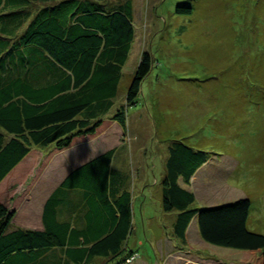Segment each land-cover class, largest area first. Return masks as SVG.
<instances>
[{
    "label": "trees",
    "instance_id": "obj_1",
    "mask_svg": "<svg viewBox=\"0 0 264 264\" xmlns=\"http://www.w3.org/2000/svg\"><path fill=\"white\" fill-rule=\"evenodd\" d=\"M29 1L40 0H0V185L34 148L67 149L79 137L96 136L107 120L128 131L124 106L113 116L109 112L136 38L133 1L107 7L108 0H41L45 8L15 38L30 19L20 13ZM177 12L191 15L193 10ZM140 58L127 106L137 104L154 66L151 53ZM114 153L96 157L65 178L44 205L41 231L10 230L15 212L0 202V264L56 249L65 250L74 263L87 264L96 257L105 264L133 263L137 258L127 263L135 254L127 244L133 229L132 195L125 171L112 167ZM210 156L179 141L168 149L162 199L165 213L178 212L175 236L185 241L197 217L205 242L246 252L264 264V235L247 228L249 199L197 209L194 194L180 186L181 179L190 184ZM73 190L84 194L83 216L62 198L63 191ZM71 212L76 227L64 218ZM95 264L103 263L98 259Z\"/></svg>",
    "mask_w": 264,
    "mask_h": 264
},
{
    "label": "rangeland",
    "instance_id": "obj_2",
    "mask_svg": "<svg viewBox=\"0 0 264 264\" xmlns=\"http://www.w3.org/2000/svg\"><path fill=\"white\" fill-rule=\"evenodd\" d=\"M124 1L127 0H108L106 6ZM132 1L136 38L109 112L113 116L124 106L127 136L120 135L119 126L118 131L111 129L106 133L111 125L106 121L98 136L105 139L106 134L114 137L118 132L125 137L127 141L119 147L113 163L120 162L127 176L134 175V163L140 160L145 162L143 169L147 170V164L157 166L154 173L150 171V189L155 191L147 187L144 196L135 199L137 208L139 204L148 210L146 219L138 217L134 229L144 242V247H137L136 260L150 256L155 261L161 256L162 246L155 242V230L148 226H162L166 243L177 218V211H159L156 205L163 201L159 199L162 186L156 188L153 184L161 179L157 171L163 170L161 166L174 141L216 154L213 159L224 175V158H233L236 166L226 170V189L217 199L234 198L240 193L244 199L250 197V225L264 235V0ZM188 7L193 10L191 15L177 12ZM143 52L152 54L154 66L143 81L137 104L127 106L128 89ZM0 132L4 131L0 128ZM95 139L96 136L77 138L75 143L80 145L76 149L89 146ZM55 151L34 148L27 165L16 172V180L9 177L19 167L6 178L9 182L0 188V201L17 213L32 189L44 184V167L55 173ZM222 180L218 177L213 186L218 187ZM17 181L21 183L18 185ZM193 184L191 189L203 194L212 188L199 180ZM130 187L134 188L132 183ZM155 192L157 202L152 198ZM205 198L211 197L207 193ZM203 203L197 200L196 207L204 206ZM19 219L24 224L21 217L16 221ZM216 250L204 252L209 264H260V259L246 252Z\"/></svg>",
    "mask_w": 264,
    "mask_h": 264
},
{
    "label": "crops",
    "instance_id": "obj_3",
    "mask_svg": "<svg viewBox=\"0 0 264 264\" xmlns=\"http://www.w3.org/2000/svg\"><path fill=\"white\" fill-rule=\"evenodd\" d=\"M45 3L43 1H29L27 3H25L24 5L21 6L20 9V13L22 14L21 17H25L29 15V20L26 21V23H24V27L20 30L18 29V31H16L15 34H13L14 36H16L15 38H18L19 36H22L23 33L25 32L27 26L30 24V22L37 16L38 12L41 11L42 9L45 8ZM12 12V8L9 9ZM12 35V36H13ZM128 62V61H127ZM133 81V79H132ZM132 83V82H131ZM105 122V121H104ZM107 125L111 124L109 129H105V132H107V130L114 129L115 131H118V128L122 126L115 121H106ZM119 126V127H118ZM118 127V128H117ZM104 132V131H102ZM121 133L126 137L127 136V132L124 133V130L122 128ZM110 134V132H109ZM118 132H116L114 137H109L108 134H106L105 136H103L105 139H99L98 134L96 135V139L94 141H91V143L87 144L89 146H86L84 148L81 149H76V147H78L80 144L79 143H74L72 144L69 148L64 149V150H54L56 152V157H53L54 160V164L53 168L55 173L51 174L50 171L46 170V168L48 167H44L45 170H43V182L44 184H40L39 186L37 185L35 188H33V192L31 191V195L28 194V196H30L27 201L23 204V207L19 208L17 210V213L14 210H12L11 208H8L2 201H0L1 203H3L10 211H14L15 212V217L12 221V226L13 228L11 230H15V229H24V230H38L41 231L44 229L43 227V222H42V216H43V211H44V205L47 202V200L49 199V197L52 195V193L60 186V184L65 180V178L71 174L74 170H77L78 168H80L81 166L89 163L90 161H92L93 159H95L96 157L115 150V153L113 155V159L115 158V156L117 155L118 149L120 146L124 147V144L127 140H125V137H121ZM121 138H123V141H120ZM129 138V137H128ZM97 141V142H95ZM182 142V141H179ZM86 144V143H84ZM192 147V146H190ZM55 154V153H54ZM59 155H62L59 157ZM216 154L211 153L210 159L208 160V162L206 164H204L200 169H198V171L195 173V175L193 176V178L191 179L190 184H186L182 179L179 181V184L182 188L186 189L187 191L191 192L194 194L195 196V203H194V207L197 209H208V208H214V207H220V206H224V205H230L233 203H236L239 200H243L244 199V195L243 193L238 194L236 197L231 198V196L229 198H223V199H217V197H219V193L221 192V190L226 189V186H224L225 184V180L227 177V169H231L232 166H236L235 161L233 160L232 157L230 156H226L224 158V161L226 164H223L224 168H225V175L223 173V171L220 169L218 162H216L213 157H215ZM144 157L145 156H141ZM30 157H27L26 159H24V161H22V163H20L15 170V172L9 177V179L11 177L15 179L16 177V172L17 171H21L23 166L27 165V160ZM113 159H112V167L115 166L116 168H118L121 171H125L124 166L120 163H113ZM166 161L168 159V155L167 157H165ZM141 162H137L134 163L135 165V173L133 176H129L127 178V183H126V189L127 191L132 195V215H133V222H132V234L130 235V237L128 238V251H133L138 253L137 251V247L138 246H142L144 244L143 240L141 238H139L138 236L135 235V230L136 229V223H137V219L138 217L141 219H146V215L147 214V209L144 208V206L139 205L138 204V208L135 206V201L137 200L138 197H143L146 191V188H149V191H155L154 189H150V184H151V175H150V171L152 173H154L155 170H157V166L153 165V163L151 165L147 164V170L146 168L143 169V165H144V161L140 160ZM143 161V162H142ZM166 161L164 163V165L162 164L161 168L163 169L162 171H160V173L157 171L158 174H160L161 179L155 180V184L157 187L159 188L162 186V180L165 178L166 176ZM122 166V167H120ZM56 167V169H55ZM50 168V167H49ZM52 168V167H51ZM136 174H139L138 176ZM218 177H221L222 183L218 184V187H214V183L216 181V179ZM12 178V179H13ZM216 178V179H215ZM9 179L4 180L2 182V184L0 185V188L6 183L9 182ZM39 180V179H38ZM201 181L203 184L207 185V186H212V188H210L209 190H207L209 196L211 198H205V194L207 193H201L200 191L198 192L195 187V191H193L191 188H193L194 186V182L196 183V181ZM40 181V180H39ZM218 181V180H217ZM19 182V181H17ZM42 182V181H41ZM21 183V181L18 183V185ZM130 183L133 184L134 188L131 189L130 187ZM134 189V191H133ZM212 189V190H211ZM17 192L19 191L18 189H14ZM236 190V189H234ZM159 199H161L163 197V188L161 187L159 190ZM158 194L155 192V194H153L152 198H155L156 201V197ZM15 197H17V195L14 193L12 194V198L15 199ZM62 198H64L65 202L68 203H73L76 208L78 210L75 211V213H79L82 212L81 215L83 216L85 214V208H84V194L82 191L79 190H73V191H63L62 193ZM133 199H134V203H133ZM136 199V200H135ZM247 199L250 200V197H248ZM197 200H201V202H205L203 204H205L202 207H196V203ZM157 202V201H156ZM209 204V205H206ZM159 209V211H161L163 213V201L160 200V204L156 205ZM20 213V214H19ZM75 213H67L64 218L66 220H72L70 221L72 223V227H76L74 225V218L76 216ZM78 216V215H77ZM17 217H21V221L24 222V224H20V219L18 221H16ZM177 217V216H176ZM84 221L80 222V226H82L80 229H82L84 227ZM176 221V219H175ZM175 221L173 220V229H171V233H170V237H168L169 239L167 240L166 243H164L163 239H164V235H162V226L158 227L154 224H150L148 227L152 230H155L154 233V237L156 239L155 242H157V244H160L162 246L161 250V256H158L157 258H155V261H153V258L150 256L144 257V258H140L138 260L135 259V261L131 264H209L207 261L208 259H206L207 257L204 256V252H208V250L212 249L215 251H218L216 249L221 248V247H217V246H213L208 244L207 242H205L201 235H200V231H199V227H198V220L197 217L194 218L192 220V222L190 223L187 231H186V238L185 241H181L179 240L174 233V224ZM16 222V224H15ZM76 223V222H75ZM14 224V225H13ZM139 224V223H138ZM143 224V223H142ZM79 225V224H78ZM253 224L250 225V221L248 218L247 221V228L248 230L257 233V229L252 227ZM138 226V225H137ZM161 228V229H160ZM161 230V231H160ZM158 231V232H157ZM158 233H160L159 235H157ZM159 238V239H158ZM144 247V245H143ZM65 250H54L52 252H36L34 253V255H25L26 259H19V256H13V258L11 257L10 263L11 264H84V263H74V261L70 258L69 254H67L66 252H64ZM241 252V251H239ZM139 254V253H138ZM206 255V254H205ZM100 260L102 261L103 264H105L104 260L101 258H94V260L92 261L93 264H95L96 260ZM72 261V262H70ZM92 262L87 264H92Z\"/></svg>",
    "mask_w": 264,
    "mask_h": 264
},
{
    "label": "built area",
    "instance_id": "obj_4",
    "mask_svg": "<svg viewBox=\"0 0 264 264\" xmlns=\"http://www.w3.org/2000/svg\"><path fill=\"white\" fill-rule=\"evenodd\" d=\"M137 256L138 254H136V256L134 255L131 259L127 260V263H131L135 258H138Z\"/></svg>",
    "mask_w": 264,
    "mask_h": 264
}]
</instances>
